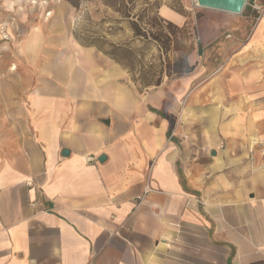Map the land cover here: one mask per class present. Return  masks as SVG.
<instances>
[{
  "label": "crops",
  "instance_id": "0c3cea01",
  "mask_svg": "<svg viewBox=\"0 0 264 264\" xmlns=\"http://www.w3.org/2000/svg\"><path fill=\"white\" fill-rule=\"evenodd\" d=\"M233 17L159 85L65 23L1 62L0 264H264V12Z\"/></svg>",
  "mask_w": 264,
  "mask_h": 264
},
{
  "label": "rangeland",
  "instance_id": "374dc122",
  "mask_svg": "<svg viewBox=\"0 0 264 264\" xmlns=\"http://www.w3.org/2000/svg\"><path fill=\"white\" fill-rule=\"evenodd\" d=\"M248 2L241 13H228L202 7L196 0H78V6L72 0H0V64L3 61L13 66L20 54L26 58L27 51H18L22 46L50 41L55 27L65 23L70 38L81 45L88 46L84 42L89 37L130 46L136 55L133 71L137 80L130 77L136 85L139 86L143 72L148 79L165 80L174 75L167 73L170 64L191 53L199 39L205 45L231 26L235 20L233 16L239 18L247 12ZM164 5L182 13L186 22L183 25L174 23L178 26L175 30L169 27L171 21L161 13ZM133 21L140 30L167 34L171 40L168 42L164 35L159 41L150 36H138ZM36 28L40 33H36ZM88 47L98 49L95 45ZM2 68L0 66V75L5 73Z\"/></svg>",
  "mask_w": 264,
  "mask_h": 264
},
{
  "label": "trees",
  "instance_id": "16d2710c",
  "mask_svg": "<svg viewBox=\"0 0 264 264\" xmlns=\"http://www.w3.org/2000/svg\"><path fill=\"white\" fill-rule=\"evenodd\" d=\"M72 2L75 4V6H78V0H72ZM112 5L113 2H112ZM127 17L130 16L129 14H125ZM132 25L136 31V34L138 36H143L146 38L152 37L153 39H155L156 41H159L161 38H163V35L166 37V40H168V42L171 40L170 37L167 34H161L158 33L156 34L155 32H148L147 31H142L140 30V28L138 27V24L133 21ZM169 27L174 28V30L176 28H178V26L176 24H174L173 22H169L168 23ZM85 45H95L97 46V48L104 52L106 55H108L109 57H111L112 59H114L115 61L119 62L120 64H122L124 67H126L130 73V75L132 76V78L136 81L137 78L134 75V63L133 60L136 58L135 52L134 50L130 47V46H121V45H117L114 43H109L107 40H94V39H88L86 40V42H84ZM109 44L108 46L110 48H108L106 45ZM181 60H185V58H180L178 60H175L172 65L170 64L169 69H168V75H171L172 73H176V72H184V71H188L187 69H182L179 65V63L181 62ZM142 72V70H141ZM140 87H145V86H150V85H159L163 79L159 78L156 81L152 80V79H148L146 76V73L143 72L142 75H140Z\"/></svg>",
  "mask_w": 264,
  "mask_h": 264
},
{
  "label": "water",
  "instance_id": "95a60500",
  "mask_svg": "<svg viewBox=\"0 0 264 264\" xmlns=\"http://www.w3.org/2000/svg\"><path fill=\"white\" fill-rule=\"evenodd\" d=\"M248 0H196V3L202 7L221 10L231 13H241ZM64 154L69 150L65 149ZM104 158V156L102 157Z\"/></svg>",
  "mask_w": 264,
  "mask_h": 264
},
{
  "label": "built area",
  "instance_id": "2783aa9c",
  "mask_svg": "<svg viewBox=\"0 0 264 264\" xmlns=\"http://www.w3.org/2000/svg\"><path fill=\"white\" fill-rule=\"evenodd\" d=\"M249 9L259 18L264 12V4L261 0H249Z\"/></svg>",
  "mask_w": 264,
  "mask_h": 264
}]
</instances>
